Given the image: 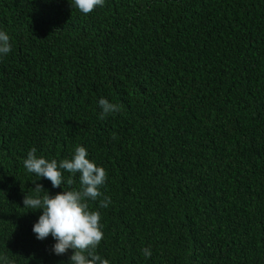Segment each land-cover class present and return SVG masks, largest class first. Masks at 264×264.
<instances>
[{"label":"trees","instance_id":"trees-1","mask_svg":"<svg viewBox=\"0 0 264 264\" xmlns=\"http://www.w3.org/2000/svg\"><path fill=\"white\" fill-rule=\"evenodd\" d=\"M0 31V264H70L23 197L79 174L54 188L23 160L77 146L106 171L109 264H264V0H0Z\"/></svg>","mask_w":264,"mask_h":264},{"label":"clouds","instance_id":"clouds-1","mask_svg":"<svg viewBox=\"0 0 264 264\" xmlns=\"http://www.w3.org/2000/svg\"><path fill=\"white\" fill-rule=\"evenodd\" d=\"M105 0H73V4L80 12L88 14L96 7L103 6ZM11 51L9 35L0 31V55H7ZM101 109L99 119L120 111V106L101 98L98 101ZM115 139V134H113ZM88 153L83 146H77L71 159L47 160L43 156L37 157L36 148L27 153L23 160L24 168L37 177L45 178L54 188L60 187L63 181V171L72 176L79 174L80 188L78 190L62 191L50 196L43 186L34 183V191L43 196H24V208L32 211L42 210L36 223L32 227L38 240H44L49 235L55 240L51 251L56 255H63L72 250L70 264H109L107 259L96 254L95 249L104 238L100 223L101 216L98 211H90L88 200L96 201L103 196L101 186L106 181V171L97 166L88 158ZM72 176L67 179V184H73ZM111 200L107 196L99 201V207L107 208ZM144 256L150 257L148 248L142 249ZM4 264H11L7 257H3Z\"/></svg>","mask_w":264,"mask_h":264}]
</instances>
